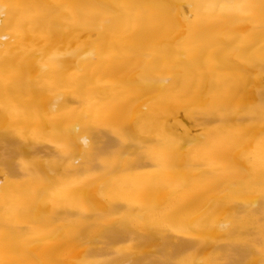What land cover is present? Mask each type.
Listing matches in <instances>:
<instances>
[{
	"label": "bare ground",
	"instance_id": "6f19581e",
	"mask_svg": "<svg viewBox=\"0 0 264 264\" xmlns=\"http://www.w3.org/2000/svg\"><path fill=\"white\" fill-rule=\"evenodd\" d=\"M0 264H264V0H0Z\"/></svg>",
	"mask_w": 264,
	"mask_h": 264
}]
</instances>
